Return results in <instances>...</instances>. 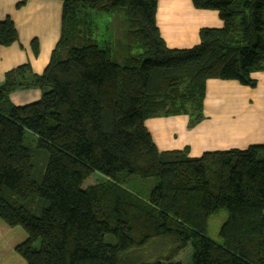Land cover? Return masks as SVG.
Segmentation results:
<instances>
[{
    "label": "trees",
    "instance_id": "16d2710c",
    "mask_svg": "<svg viewBox=\"0 0 264 264\" xmlns=\"http://www.w3.org/2000/svg\"><path fill=\"white\" fill-rule=\"evenodd\" d=\"M58 1L60 37L43 72L21 65L0 85V220L26 234L15 248L24 264H179L171 260L188 244L192 264H264V143L190 157L188 147L160 151L145 126L180 115L197 125L208 80L255 87L264 0H191L222 26L200 29L188 49L166 46L157 0ZM90 12L122 13V63L93 38ZM17 41L13 22L0 21V47ZM25 89L40 98L9 103ZM25 132L35 138L28 146ZM92 173L104 181L83 188ZM131 176L156 180L146 198L122 188ZM220 213L212 241L208 221ZM153 245L167 256L134 259Z\"/></svg>",
    "mask_w": 264,
    "mask_h": 264
},
{
    "label": "crops",
    "instance_id": "0c3cea01",
    "mask_svg": "<svg viewBox=\"0 0 264 264\" xmlns=\"http://www.w3.org/2000/svg\"><path fill=\"white\" fill-rule=\"evenodd\" d=\"M61 14L58 0H0V21L9 18L18 35L17 42L0 47V85L7 71L21 65H28L36 75L43 72L60 37ZM155 20L170 49L191 48L198 43L200 29L222 26L215 11L194 9L191 0H157ZM33 41L37 55L32 51ZM252 78L256 81L253 88L235 81L208 80L204 118L193 127L183 115L147 119L145 126L156 147L160 151L188 147L189 156L198 157L207 151L263 144L264 70L253 73ZM40 96L38 89L15 90L8 101L23 106ZM25 240L21 228H10L0 220V264H24L15 248Z\"/></svg>",
    "mask_w": 264,
    "mask_h": 264
},
{
    "label": "rangeland",
    "instance_id": "374dc122",
    "mask_svg": "<svg viewBox=\"0 0 264 264\" xmlns=\"http://www.w3.org/2000/svg\"><path fill=\"white\" fill-rule=\"evenodd\" d=\"M84 16V15H83ZM83 21L91 26L93 38L98 42L100 47H109L111 51L112 59L117 63H122L123 57L128 53L126 49V24L125 19L122 13H96L90 12L83 17ZM138 50H132V53H136ZM35 138L25 132L24 133V145H30ZM104 181L103 178L97 173H92L90 177L86 179L83 184V188L89 185H95L100 182ZM156 180L154 179H140L138 177H128L122 188H124L128 192H132L137 197L144 199L146 198L147 194L149 193L150 189L153 187ZM226 218L225 213H220L217 216L211 218L208 221L207 225V237L212 241H218V232ZM106 240L109 242L110 240L106 237ZM161 248L159 245H153L151 251L149 253L146 252H139L135 260L144 261V262H151L155 261L156 259L160 258L162 260L164 257L167 256V250ZM192 248L188 244L175 258L171 260L172 263H179V264H192ZM165 262V261H164Z\"/></svg>",
    "mask_w": 264,
    "mask_h": 264
}]
</instances>
